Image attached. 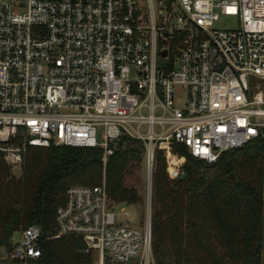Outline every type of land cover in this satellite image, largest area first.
Listing matches in <instances>:
<instances>
[{
    "label": "built area",
    "instance_id": "obj_1",
    "mask_svg": "<svg viewBox=\"0 0 264 264\" xmlns=\"http://www.w3.org/2000/svg\"><path fill=\"white\" fill-rule=\"evenodd\" d=\"M222 17L232 24L219 26ZM122 136L146 146L148 203L156 150L179 178V147L214 163L264 144V0H0V154L10 169L29 146L98 147L105 166ZM103 182L67 190L48 238L81 237L89 264H155L151 206L145 224H122L132 214L116 210ZM43 238L38 224L14 232L0 264H48Z\"/></svg>",
    "mask_w": 264,
    "mask_h": 264
},
{
    "label": "trees",
    "instance_id": "obj_2",
    "mask_svg": "<svg viewBox=\"0 0 264 264\" xmlns=\"http://www.w3.org/2000/svg\"><path fill=\"white\" fill-rule=\"evenodd\" d=\"M145 151L142 140L122 136L104 166V151L98 147L29 146L19 175L0 154V249L10 251L14 232L38 224L46 263H92L81 237L48 238L57 233V209L70 187L103 181L113 204L145 207L135 183L137 174L145 172ZM178 151L187 157L183 179L170 175L163 151L155 152L151 202L155 264H264L263 141L225 151L214 163L181 147Z\"/></svg>",
    "mask_w": 264,
    "mask_h": 264
},
{
    "label": "rangeland",
    "instance_id": "obj_3",
    "mask_svg": "<svg viewBox=\"0 0 264 264\" xmlns=\"http://www.w3.org/2000/svg\"><path fill=\"white\" fill-rule=\"evenodd\" d=\"M232 24L230 19L222 17L220 22L218 23L219 26L223 27L225 25H229ZM21 169H15V170H11L12 173L19 175L21 172ZM135 183L139 189L140 194L145 198V207L140 206V205H133V206H126V205H120L119 207L116 205V210L120 213L122 211V209H127L131 212V217L128 219H124L122 217L118 218L122 221V224H128V225H143L145 224L147 217L148 216V208L149 205L151 206V210H152V201L148 203V201L146 200V196H147V192H148V181H147V174L146 172H141L138 173L136 176V180ZM19 236L17 235V238ZM93 259V258H92Z\"/></svg>",
    "mask_w": 264,
    "mask_h": 264
},
{
    "label": "water",
    "instance_id": "obj_4",
    "mask_svg": "<svg viewBox=\"0 0 264 264\" xmlns=\"http://www.w3.org/2000/svg\"><path fill=\"white\" fill-rule=\"evenodd\" d=\"M166 53H167V51L164 50V51H163V55H166ZM184 177H185V173H182V174L180 175L179 178H180V179H183ZM230 178H231L234 182L237 181V178H236V176H235L234 173H231V174H230ZM261 248H262V243H258V244H257V248H256V250L259 251Z\"/></svg>",
    "mask_w": 264,
    "mask_h": 264
}]
</instances>
